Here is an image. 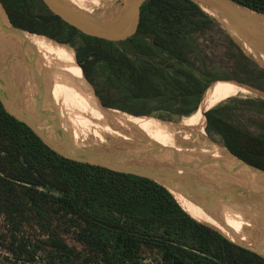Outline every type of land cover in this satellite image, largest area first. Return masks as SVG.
<instances>
[{
    "label": "trees",
    "instance_id": "1",
    "mask_svg": "<svg viewBox=\"0 0 264 264\" xmlns=\"http://www.w3.org/2000/svg\"><path fill=\"white\" fill-rule=\"evenodd\" d=\"M232 1L264 14V0ZM0 4L15 27L74 48L106 108L171 121L195 113L214 81L264 93V68L189 0H147L135 34L122 42L80 33L41 0ZM212 30L211 47L206 36ZM231 102L264 111L261 98ZM224 109L221 104L205 113L206 135L264 171V122L258 132L245 131ZM0 218V239L10 236V253L46 252L48 264H264V258L184 211L154 181L59 156L1 103ZM25 230L38 234L36 247L24 239L17 244Z\"/></svg>",
    "mask_w": 264,
    "mask_h": 264
},
{
    "label": "water",
    "instance_id": "2",
    "mask_svg": "<svg viewBox=\"0 0 264 264\" xmlns=\"http://www.w3.org/2000/svg\"><path fill=\"white\" fill-rule=\"evenodd\" d=\"M41 1L51 13L80 33L110 42H122L135 34L139 24L141 6L147 0H119L117 5L120 6V9L117 13L112 18L103 20L98 19L95 13L79 9L68 0ZM189 1L214 19L245 52L264 68V64L257 58V56L264 58V14L244 8L232 0ZM24 33L41 36L63 45L48 37L32 34L15 27L0 4V48L5 52L7 42L12 41L14 44L16 42L15 52L19 53L21 59L28 64L29 76L34 84L35 92L32 94L34 101L32 108H25L23 105L24 90L13 84L8 75L13 55L5 53V60L0 57V60L6 63V70L0 66V103L10 116L25 124L46 147L59 156L74 162L154 181L164 187L172 196L178 194L206 213L218 205H225L245 209L264 218V184L258 182V179L264 178V171L239 160L220 145L216 146L224 150L230 160L229 163L219 158L179 152L174 148L131 138L128 141L115 140L124 144L136 145L134 152L121 149L108 150L104 146V150H93L89 147L76 148L71 136L62 127L52 99L46 92L41 73L37 68V51L30 42L23 38ZM3 44L6 46L5 48ZM243 46L249 48L252 53ZM15 58L19 59V57ZM74 58L76 61V57ZM76 64L78 65L77 61ZM84 80L90 86L85 77ZM219 81L229 82L239 88L251 90L249 87L233 81ZM92 94L102 111L121 112L134 118H153L151 116H135L106 108L101 104L95 92L92 91ZM157 120L175 124L172 121ZM116 131L127 133L119 128ZM106 140L114 139L107 138ZM176 142L184 148H192L187 142L180 140H176ZM210 143L214 144L211 140ZM259 256L264 258V255L260 254Z\"/></svg>",
    "mask_w": 264,
    "mask_h": 264
},
{
    "label": "bare ground",
    "instance_id": "3",
    "mask_svg": "<svg viewBox=\"0 0 264 264\" xmlns=\"http://www.w3.org/2000/svg\"><path fill=\"white\" fill-rule=\"evenodd\" d=\"M68 1L89 13H94L96 10L94 2L88 0ZM28 42L37 51V68L41 73L46 92L52 99L62 127L70 133L76 148H88L92 144L95 146L96 143H104L107 138L124 141L131 138L174 148L179 152L219 158L226 163L230 162L223 149L203 142L205 140L202 137V126L205 116L203 119L202 114L222 101L245 92L246 89L239 88L229 82L211 85L203 96L200 108L190 116L182 118L177 124H165L149 117L134 118L121 112H105L98 106L92 92L88 91L71 49L41 36L33 37ZM6 45L5 53L14 55L16 53L15 45L9 43ZM3 47L6 46L3 44ZM243 47L252 53L249 48ZM257 58L264 64L263 57L257 56ZM1 59L5 60L6 54H3ZM14 63L15 61L11 60L10 66ZM23 105L25 108L31 109L33 100L25 95ZM118 128L127 133L117 132ZM198 139L202 141H194ZM176 140L187 142L193 146L190 149L184 148ZM258 182L264 184V178L258 179ZM173 196L181 208L199 222L212 225L227 238L264 255V223L253 221L249 216L244 215V209L218 205L206 213L192 205L184 197L178 194H173ZM262 219L264 221V218Z\"/></svg>",
    "mask_w": 264,
    "mask_h": 264
},
{
    "label": "rangeland",
    "instance_id": "4",
    "mask_svg": "<svg viewBox=\"0 0 264 264\" xmlns=\"http://www.w3.org/2000/svg\"><path fill=\"white\" fill-rule=\"evenodd\" d=\"M88 1L94 2L95 6H96V10L94 11V13H95L96 17L98 19H101V20L112 18L117 13V11L120 9V6L117 5V2L119 0H88ZM96 11H97V13H96ZM212 32H213V34L206 36V40H208V43H209V45H211V47L214 46V44H215L214 30H212ZM33 37H37V36L27 34V33H24V35H23V38L27 41H30ZM7 43L13 44V45L16 44V42L14 44L12 41H9ZM76 43H78V42H76ZM66 47L71 49L74 57H76L75 49L71 48L69 46H66ZM3 54H5V52H4V50H1V48H0V57H2ZM15 57H19V59H16ZM12 60H14L16 64L14 63L12 66H10V71L8 73L10 81H12V83L15 84L18 88H22L24 90L25 95H28L29 99L33 100L32 94L35 93L33 90L34 84L32 82V79L29 76L30 68H29L28 64L23 59H21V55L17 52L12 56ZM0 66H1V68L6 70L5 61L0 60ZM79 70H80V73L82 75V71L80 68H79ZM212 74H214V72H212ZM82 77H83V75H82ZM83 81L85 82V80H83ZM217 83L219 84V83H224V82L214 81L208 86V88H210L211 85L217 84ZM85 84H86L88 91H90V92L93 91V93L95 92V89L91 85L90 86L92 88V91H91L90 86L86 82H85ZM208 88L206 89V91L208 90ZM249 89H251V88H249ZM205 92H204V94H205ZM204 94H203V96H204ZM203 96H202V99H203ZM257 98H261L264 100V93L256 91L254 89H251V90L246 89L245 92L239 93L234 97L226 99V100L222 101L221 103H219L218 105L225 104V109L223 112L226 115V118L229 119L231 122L236 123L237 125L241 126V128L244 129L245 131L258 132L259 124L261 123V121L264 122V111H262V110L254 111L253 107L251 108L250 105H248V106L247 105H241V106L239 105V107H236V106H233L232 102L229 103V101L231 99L243 101V100L257 99ZM202 99L200 101V104L202 103ZM152 107L153 106L148 105L147 108H152ZM130 108L134 111H138L137 109H134L132 107H130ZM199 108H200V106H198V109ZM210 109H212V108H209L208 110H206V112L209 111ZM206 112H204V113H206ZM154 113L156 114V112H154ZM204 113L202 114L203 119H204ZM151 117H153V116H151ZM151 119L159 121L161 123L170 124L168 122H162L160 120H157L158 118L154 119V117H153ZM172 119L173 120H171V121L174 122L175 124H177V122H180L182 120V118L175 117V116L172 117ZM166 121H170V120H166ZM205 125H206V120L204 119V123L202 126V137L204 138L205 141H203V142L211 144L210 143V140H211V142L214 143L212 145H214V146L220 145V140L218 137H214V139H210L206 135L205 130H204ZM69 135H70V133H69ZM194 141H196V142L200 141L201 142L202 140L198 139V140H194ZM190 145L193 146L192 144H190ZM103 146L108 150L116 151L117 149H121V150H133V152L137 147L133 144H131V145L124 144L119 140L114 139L112 141H108L105 139L104 143H98V144L96 143L95 146L92 144L89 148L93 149V150H104ZM101 147H103V148H101ZM244 211H245L244 215L249 216L253 221H256V222L258 221L260 223H264L262 218L257 217L255 214L252 215L253 214L252 212H249L245 209H244ZM257 218H259L261 220L259 221V219H257ZM202 224H205V225H207V226H209L215 230H218L215 227H213L212 225H209V224H206L203 222H202ZM1 227L3 228V220L0 218V234L4 233L3 230L1 229ZM9 238H10V236L9 237L7 236V240L5 242H4L3 238L0 239V264H48V259L46 258V255H47L46 252H37L34 254L32 249H27L25 251V253H23V251H20L19 249H17L16 253H14V254L10 253L7 250V242H8ZM65 238H66L69 245L78 247V245H76L71 240L70 236H66ZM20 239L26 240L29 243L30 247H32V246L36 247V241L39 239V237L35 231L25 230L19 234V236L17 238V244H19L20 241H22ZM234 244H236V243H234ZM236 245L240 246L242 248L248 249V250H250V251H252L258 255L261 254V253L259 254V252L255 251V250L241 246L239 244H236ZM261 255H263V254H261Z\"/></svg>",
    "mask_w": 264,
    "mask_h": 264
}]
</instances>
